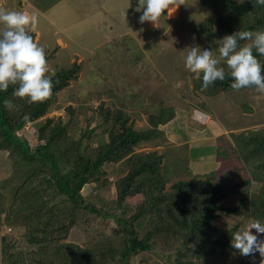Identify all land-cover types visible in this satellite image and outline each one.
<instances>
[{"label": "rangeland", "instance_id": "rangeland-1", "mask_svg": "<svg viewBox=\"0 0 264 264\" xmlns=\"http://www.w3.org/2000/svg\"><path fill=\"white\" fill-rule=\"evenodd\" d=\"M136 8L131 0H0V9L22 11L35 18V24L26 30L44 49L45 74L59 75L69 69L72 74L45 114L37 121L25 123L19 134L34 149L40 144L38 129L44 123L49 122V128L42 134L45 139L52 128L65 126L56 149L63 150L69 141L82 140L81 149L93 157L99 146L109 140L114 110L123 111L129 124L141 131H156L154 124L161 115L162 118L173 115L167 123L158 126L161 131L157 136L154 133L150 140L142 141L133 153L155 151L162 155L161 171L170 177L166 192H172L173 185L180 181L210 174L211 164L215 165L216 179L223 186L249 179V184L240 187V193L220 202L229 207L239 205L238 211H221L214 223L229 229L255 219V197L264 186V167L258 161L257 166L245 161L243 152L239 151L241 147L237 149L234 134L250 135L252 131L264 129V91L256 87L224 89L216 84L217 80L201 88L199 76H193L183 65V49L191 44L208 46L210 54L219 59V39L206 38L198 27L204 20L216 18L215 10L201 0H168V8L156 22H139L143 9L136 11ZM218 66L228 71L223 61ZM12 107L9 108L11 116L18 120L26 118ZM203 112L210 114V118ZM209 120L206 126L198 127L196 123L207 124ZM117 130L121 133V127ZM205 135L208 139H203ZM196 136H201L202 141L193 147L213 142L209 144L212 148L192 153L191 140ZM11 154L0 149V195L4 196L7 210L12 209V202H17L12 197L16 195V185L23 179H17V174L39 167L27 161L20 167L16 156ZM124 160L107 163L98 181L83 188L86 201L99 208L102 215L87 212L72 215L64 242L94 249L113 236L115 228L122 229L114 218L103 214L129 219L141 208L145 201L143 195L120 197V180L128 172ZM42 188L46 194V187L42 185ZM53 189H49L48 200L55 195ZM241 199H244L242 204ZM145 221L136 224L139 237L145 236ZM0 227V234L11 237L16 250L30 249L24 237L26 220ZM152 242V249L133 256L130 264L158 261L167 264L170 247L156 240ZM184 260L192 264H253V261L260 264L261 257L258 253L254 257L244 256L236 250L230 255L219 252L200 259L184 257ZM110 264L120 263L115 260Z\"/></svg>", "mask_w": 264, "mask_h": 264}, {"label": "trees", "instance_id": "trees-1", "mask_svg": "<svg viewBox=\"0 0 264 264\" xmlns=\"http://www.w3.org/2000/svg\"><path fill=\"white\" fill-rule=\"evenodd\" d=\"M131 2L135 6L138 4V0ZM201 2L215 10L216 16L204 20L198 26L206 38L219 39L235 31L264 29V3L260 0ZM245 43L250 41H239L241 45ZM253 54L264 63V56H260L255 50ZM71 77L70 69L50 76L51 94L42 102L30 103L27 97L16 99L12 93L18 84H9L6 90H0V149L11 151L20 167H23V161L39 165L17 174V179H23L16 185V195L12 198L17 202H12L11 210L4 207V196L0 195V226H10L26 220L27 231L24 232V237L30 248L16 250L12 238L0 234V264H110L115 260L116 263L130 264L133 256L152 249L153 240L170 247L167 264H192V261L184 260V257L190 256L200 259L219 252L229 255L234 253L236 249L231 247L230 239L231 231L235 227L219 228L214 221L221 211H238L239 205L229 207L220 202L230 195L240 193V187L249 184V179L223 186L217 181L216 170L212 168L210 174L180 181L173 185L172 192H166L165 187L170 177L161 171L162 155L155 151L147 154L133 153L142 141L150 140L154 133L157 136L161 131L158 126L167 123L173 115L168 118H162L161 115L154 124L156 131H141L129 124L128 116L123 111H109L108 116L110 113L114 114L109 140L99 146L93 157L81 149L82 140L69 141L63 150L56 149V143L59 136L64 134L65 126L52 128L45 139L42 134L49 128V122L38 129L40 144L34 149L31 148L28 140L19 134V129L28 121L40 119ZM231 80L232 77L225 70L224 80H217L216 84L228 89ZM5 101L9 107H5ZM10 107L16 108L26 118L18 120L11 116ZM106 120L109 117L106 116ZM118 127H121V133L117 130ZM234 135L237 149L241 147L239 151L243 152L245 161L255 166L258 161L264 167V129L252 131L250 135ZM123 159L128 172L120 180V197L143 195L145 201L141 208L129 219L103 214V217L114 218L115 223L122 229L115 228L114 233L117 235L104 239L94 249L64 242L68 237V220L73 218L72 215L80 212L102 215L99 208L86 201L83 188L98 181L107 163ZM42 185L46 187L48 196L43 192ZM52 187L55 195H51L52 198L48 200L51 194L49 189ZM255 199L253 215L255 219L264 222V186ZM240 203H244V199ZM144 220L147 230L145 236L139 237L136 224L140 221L141 225ZM156 264L166 263L158 261Z\"/></svg>", "mask_w": 264, "mask_h": 264}, {"label": "clouds", "instance_id": "clouds-1", "mask_svg": "<svg viewBox=\"0 0 264 264\" xmlns=\"http://www.w3.org/2000/svg\"><path fill=\"white\" fill-rule=\"evenodd\" d=\"M260 2L264 3V0ZM167 8L168 0H138L136 11L143 9L139 22H156ZM34 24L35 18L22 11L0 9V90H6L9 84H18L12 94L27 97L30 103L42 102L52 90L51 78L45 74L47 62L44 49L26 30ZM239 41L250 43L241 45ZM183 50L182 63L193 76H199L201 88H207L216 80H224L225 70L218 66L223 61L228 76L232 77L231 88L239 90L254 86L264 91V63L253 54L255 50L264 56V29L235 31L219 38V59L210 54L206 45L197 47L191 44ZM4 103L5 107L10 106L7 101ZM261 234H264V222L250 218L231 231L230 245L244 256L254 257L258 253L260 264H264V235Z\"/></svg>", "mask_w": 264, "mask_h": 264}, {"label": "crops", "instance_id": "crops-1", "mask_svg": "<svg viewBox=\"0 0 264 264\" xmlns=\"http://www.w3.org/2000/svg\"><path fill=\"white\" fill-rule=\"evenodd\" d=\"M203 113H204V112H203ZM204 114H206V113H204ZM206 115H207V114H206ZM207 117L210 118V114H208ZM204 119H205V118H204ZM195 121H196V120H195ZM209 122H210V120L208 121L207 124H199L198 122H196V123H197V125H198V127H199V126H206V125L209 124ZM196 137H197V136H196ZM204 137H206V138L208 139V137H207L206 135L203 136V139H204ZM196 139H197V140H196ZM210 140H213V139H209V141H210ZM191 141H192L191 145H192V150H193L192 153H194V154H195V153H198V154H199V153H201V150H205V149H208V148H212L211 145H209V144H210V143H213V142H210V143L208 142L207 145H206L207 142H205V143H201V145H200L199 147H198V145L193 147L194 143H198L199 141H200V142L202 141V140H201V136H198L197 138H193ZM192 153H191V154H192ZM203 161H204V160L200 161V163H202ZM211 163H212V160H210V164H211ZM198 166H199V164H198ZM211 166H212V168H214L215 165H212V164H211ZM211 170H212V169H211Z\"/></svg>", "mask_w": 264, "mask_h": 264}]
</instances>
